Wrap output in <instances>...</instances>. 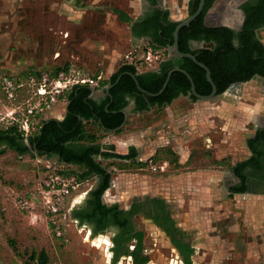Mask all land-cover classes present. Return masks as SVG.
I'll return each instance as SVG.
<instances>
[{"label":"rangeland","instance_id":"1","mask_svg":"<svg viewBox=\"0 0 264 264\" xmlns=\"http://www.w3.org/2000/svg\"><path fill=\"white\" fill-rule=\"evenodd\" d=\"M74 1L77 0H0V78L10 76L12 79H24L28 75L38 76L42 73L53 76L63 71L70 80L100 77L98 85L102 86L122 65V57L130 48L137 47L139 50L149 45L143 39L139 46H131L132 36L129 26L119 21L112 13V11H120L131 19L140 13L138 0H84L85 5H94L92 9H78L73 4ZM106 3L110 4L111 11L104 8ZM229 6L225 4L223 9L229 12L231 18H234V10ZM259 36L264 38V31H261ZM258 84V81L251 79L240 88L249 90L250 96H255L258 94L256 92ZM262 94L264 98V91ZM220 98H222L221 94L215 96L210 102H216ZM192 102L187 97L177 98L166 107L184 112ZM9 106V104L0 103V112L4 114ZM163 108L159 111L154 109V112L148 114L143 112L141 114L143 118L138 119L141 121L159 119L163 115ZM251 130V123L247 121L241 128L230 129V133H238V146H240V140L244 141ZM93 132L98 139L110 134L102 135L94 129ZM221 138L222 134L215 139L219 141ZM187 144L191 151V159L186 161L185 166L202 168V170L213 166L218 168V171H223L225 178L234 180L228 169L229 166L226 168L210 160L209 154H206L207 150L198 143L197 139L187 141ZM246 155L247 151L244 149L241 157L245 158ZM151 160L158 165L163 162L168 164L166 163L162 172L154 173L150 172L146 165L137 170V167L131 164L114 163V161L111 164V159L102 165L110 173L109 184L112 181L111 174L132 172L137 174L135 180L137 185H154L165 183L166 180L169 182L177 169L172 152L167 154L163 150L158 156L154 155ZM46 165L54 166L58 173L63 175L78 172L77 167L58 165L51 158L17 156L6 149L0 153V264H27L31 253L37 255L40 252L44 255L43 264H110L108 253L110 232L105 235H96L94 238L86 227L78 226L74 220H71L65 228L64 239H56L49 232L38 205H34L29 212H24L18 207L17 202L20 198L29 193H37L42 169ZM92 181L93 179H89L88 185L79 186L71 194V200L75 201L72 207L79 205L84 199L85 195H81V191L88 187L92 189L95 185L91 183ZM221 191L225 190L218 189L217 195L220 198L223 194ZM104 192L101 201L109 206L111 203L104 200ZM244 195H235L233 199L237 201L244 198L259 199L264 202V197H245ZM143 196L145 195L135 197ZM156 197L166 199L163 196ZM227 197L225 196L224 199ZM228 199H231V196ZM171 210V217L176 227L186 232L190 243L200 228L206 234L226 237L230 240L240 235L237 228L239 223L242 225L241 229L248 233L245 237L256 236L253 243L264 247L262 240L257 243V237L264 232V221L259 227L260 232L255 235L252 227L247 223V218H241L240 213H232L237 210L233 207L232 210L228 206L202 209L201 211L207 214L203 213L200 217L203 224H195L199 216L195 215L196 209L193 207L182 209L178 215L173 209ZM180 212L192 221L179 226ZM134 223L135 227L145 234L144 248L150 253L149 264H165L167 259L168 263L176 262L173 250L160 233L142 219H135ZM99 238L106 240L107 244L99 241ZM239 241L238 238L237 243L241 246ZM231 243H236L235 238L231 240ZM228 262L231 263V259H228ZM114 264L131 263L127 258H119Z\"/></svg>","mask_w":264,"mask_h":264},{"label":"trees","instance_id":"2","mask_svg":"<svg viewBox=\"0 0 264 264\" xmlns=\"http://www.w3.org/2000/svg\"><path fill=\"white\" fill-rule=\"evenodd\" d=\"M199 0H191L189 3L188 15H191L198 5ZM212 0H204L203 7L198 14L186 27H182L177 34V48L180 53H186L194 56L196 62L202 64L209 71L210 80L216 86V95L222 94L231 84L245 83L254 78L255 75L261 80L264 87V48L258 37L249 30L246 25L248 21L256 19L264 11V0H257L256 4L242 8L245 14L243 26L242 42L233 46L230 42V34H233L228 28L220 27L208 29L203 25V16L208 10ZM116 18L125 23H129L125 15L120 11H113ZM149 25L154 35L141 32L138 29L139 23L131 26L133 37H147L151 47L156 49H164L172 43V33L177 25V21H170L168 12L154 10L153 13L142 22ZM198 26V32L189 38L197 41L202 40L206 43L205 48L196 51H189L186 45L188 31L191 27ZM205 33L206 35L202 36ZM207 33L214 36H207ZM257 38V39H256ZM190 62V61H188ZM169 61L161 62V69L158 71H148L137 73L132 67L121 65L110 75L105 84H114L118 75L129 73L134 76L140 89L149 94H155L161 88L167 72L172 68ZM191 66L198 73V81L202 84L205 91L196 93L201 96H207L210 93V86L205 80L202 69ZM179 70L184 71L192 82L196 83V77L185 67ZM148 76L149 80H145ZM173 83H179V89L170 93ZM118 92H128L135 95V108L133 112L141 113L149 109L159 111L163 107L168 106L178 93L182 95L189 94V82L181 73L174 72L170 75L169 80L162 93L154 98L145 97L138 93L135 85L130 77L122 75L118 82L109 90V95L113 97ZM89 95L86 89H79L77 86L71 87L67 94L66 100L69 102L67 111L61 121L46 120L41 121V125L36 134L31 137L22 138L17 132L15 126H9L0 130V153L3 149L12 151L17 156L28 155L30 157L53 158L58 165H71L78 168V172H70L62 174L63 176H73L76 182H82L89 178H95V186L89 190L81 203L70 209L68 215L74 220L78 226H85L89 229L91 237L102 234L105 230H111V252L113 258L111 264L116 263L119 257H130L132 264H145L146 259L140 258L141 253V234L135 233L130 235L132 230L127 218L138 212L139 205L133 204L129 211L118 209L116 204L105 205L101 201L103 192L109 185V174L104 167L97 162L100 160H131V164L135 167L145 165L144 162H136L135 151L130 148L126 155H117L111 153L108 146L100 147L97 143L98 137L93 132L100 130H113L122 123V114L119 112L123 109L127 102L121 98L109 103V98L105 97L99 106L94 105L91 101H85ZM191 101L196 99L189 95ZM90 127V128H88ZM93 128V129H92ZM105 132V131H104ZM119 131L115 132L118 133ZM103 149V151H101ZM252 152V149H251ZM169 154V151H166ZM260 153L255 151L247 159L233 166L232 171L235 177L243 185L245 176L241 174L242 169H260ZM245 191L244 187L240 191ZM148 207L153 210L151 216L152 222L159 225V214L166 220H169L167 212L164 210L162 202L158 199H150ZM159 211L157 214L156 211ZM149 218V217H147ZM161 226V225H160ZM163 228V227H162ZM134 240L135 244L132 250H127L128 243ZM171 242L176 247H183L184 253H180L183 261L187 264L188 257L192 250L188 244L175 241L171 237ZM44 255L42 252L37 255L31 253L28 257L27 264H43Z\"/></svg>","mask_w":264,"mask_h":264},{"label":"crops","instance_id":"3","mask_svg":"<svg viewBox=\"0 0 264 264\" xmlns=\"http://www.w3.org/2000/svg\"><path fill=\"white\" fill-rule=\"evenodd\" d=\"M138 1L141 6L143 0ZM190 1L159 0L158 7L162 11L168 12L169 20L174 22L182 20ZM220 9L221 11L224 10L219 4L216 12L218 13ZM139 15L140 13L131 19H140L141 17ZM132 37L130 38L131 46H139L143 39ZM259 40L264 46V38L259 36ZM252 80L258 81L257 79ZM245 83L231 86L221 94L222 98L216 102H210L211 100L193 101L184 112L168 107L163 108L162 117L150 121L139 120L138 118H143L141 115L143 112H133L132 105L129 104L126 107V111L129 113L127 123L122 127V130H119L118 133H110L104 132L101 129L100 133L102 135L106 133L110 134L100 137L97 143L100 147H110V152L117 155H126L128 149L132 148L136 153L135 160L141 159L142 161L153 158L154 155L158 156L163 150L165 152L170 150L173 154V159H175L177 169L172 174V179H169V182L166 180L165 183L148 184L147 186L137 185L135 183L137 174L133 172L111 174L112 181L104 192V200L111 204L116 203L119 208L126 209L131 200L137 195L163 196L166 198L165 201L168 203L169 208L173 209L177 215L179 211L187 207L196 209L195 215L199 217L196 216L198 221H195V224H201L203 222L200 217H202L201 215L203 213H206L202 212V209L228 206L232 210L233 207L237 210H234L232 213L238 211L242 215L244 214L245 216L243 218H247V223L252 227L254 234H258L260 232L259 227L263 224L262 221H264L263 201L245 198L240 201L234 200L233 197L235 195L231 196L227 190L229 178H225L224 172L218 171V168L211 166L202 170V168L195 169L194 167L185 166L186 161L191 159V151L188 148L189 144H187V141L191 142V140L196 139L207 150L206 154H209L210 160L226 168L229 166V171H232L234 165L243 161L244 158L241 157V152L244 150L243 141L240 140L241 144L238 146V133H230V129L241 128L247 121L251 123L252 128L264 126V98L262 96L264 88L259 83L256 89L258 94L250 96L249 90L240 88ZM105 87L106 84L93 86L94 93L92 95L101 100L105 97L103 92ZM67 92L62 95L59 104L49 111L44 121L55 120L59 122L63 119L69 103L66 100ZM154 111L152 108L145 113L148 114ZM221 134L222 138L216 141ZM166 147L168 149H164ZM106 161L108 160L97 159V162L102 167V164ZM112 161L114 163L131 164V160L118 161L111 159V164ZM63 166L68 167L71 165ZM142 166L144 165L138 166L137 170ZM105 170L107 171L106 168ZM111 170H113L112 167ZM89 179H93L91 183L96 184L95 178ZM89 179L79 182L78 185H88L87 182ZM133 180L134 183H132ZM218 189L219 191L225 190L221 191L223 192L221 198L217 195ZM89 190L91 188L89 189L88 187L80 193L81 195H86ZM225 196H231V199H228V197L224 199ZM244 196L250 197L252 195L245 194ZM70 197L65 206L67 212L66 223L72 220L68 213L75 204V201L71 200ZM258 197L262 196L258 195ZM180 214L178 219L179 226H183L192 221V219L190 221V218L187 219L184 213L180 212ZM247 234L243 231L241 235L234 237L236 243L233 244L231 240L234 238L229 240L226 237L223 238L213 234H206L200 228L190 243L195 249L196 258L194 264H264V253L262 254L264 247L253 243V239L256 236L248 238L245 237ZM238 238L241 246L237 243ZM260 240L263 241L264 245V232L260 237H257V243ZM228 259H231L232 262L229 263Z\"/></svg>","mask_w":264,"mask_h":264},{"label":"flooded vegetation","instance_id":"4","mask_svg":"<svg viewBox=\"0 0 264 264\" xmlns=\"http://www.w3.org/2000/svg\"><path fill=\"white\" fill-rule=\"evenodd\" d=\"M158 1L159 0H143L142 1V4L140 6L141 10H140V15L139 17H141L140 19H130L129 23H127V25L129 26V32L132 35V32H131V26L135 23H139V27L138 29L141 30V32H145V33H148L149 35H154V32L153 30L150 28L149 25H146L144 23H142L148 16L149 14L153 13L154 10H158V11H162L159 7H158ZM220 1V0H219ZM217 2V0H212L211 1V4L209 6L208 9H210L211 7H213V5ZM233 6L235 7L234 9V18H229L227 19V17H223L222 21H225V22H228L227 23V26L226 28H228L233 34H230V42L232 43L233 46H236L239 42H242V37H243V33H242V30H243V26H244V21H245V14H244V10L242 8L243 5H246L247 7H251L253 5L256 4L257 0H233ZM190 3V2H189ZM73 4L78 7V9H83V8H89V9H92L94 8V5H85L84 4V0H77V1H74ZM109 5L108 3H106L104 5V8L111 11V9L109 8ZM97 6H101V5H97ZM103 7V6H102ZM103 8V10H104ZM189 4L187 5V9H186V12L184 14V16L182 17V19L184 18H187L189 17L190 15H188V12H189ZM239 12L242 14V17L240 16ZM113 13V11H112ZM193 14V13H192ZM205 15V14H204ZM116 16V15H115ZM216 15H213L212 17V20L210 21H205L203 19V25L208 28V29H214V28H220V27H207L206 24L208 25H212L213 24V19L215 18ZM204 17V16H203ZM132 22V23H131ZM131 23V24H130ZM190 23V22H189ZM188 26V25H187ZM247 27H249V30L252 31L254 33V36L255 37H258L259 38V34L261 31H264V11L262 12V14L257 17L256 19H253L251 21H248V24L246 25ZM186 27V26H185ZM196 32H198V26H195V27H191V29L188 31V37L186 38L187 41H186V45H187V48L189 51H196V50H200L201 48H205L206 46V43H204L202 40H195V39H191L189 38L191 35L195 34ZM173 34V33H172ZM206 35L205 33L202 34V36ZM207 36H214L213 34H210V33H207ZM135 38V37H134ZM141 39H145L148 43V38L147 37H140ZM257 39V38H256ZM173 41V40H172ZM260 41V40H259ZM261 42V41H260ZM172 44V43H171ZM262 44V43H261ZM178 46V45H177ZM263 46V45H262ZM264 48V46H263ZM178 50V48H177ZM179 52V51H178ZM183 54H186V53H183ZM194 57V56H193ZM163 61H169L170 64L169 66H171L172 68L169 70H174V69H177L179 70V66L180 67H185L186 69H188L195 77H196V83L195 82H192L191 80V83H192V86H193V89H194V92L196 93L197 91L199 92H203L205 91L203 89V86L202 84L198 81V73L196 72V70L193 68V66H191L190 64V60L187 59V58H180V57H177L175 54L169 52V51H166V54H165V57L163 58ZM190 61V62H188ZM194 66H197L195 65L193 62H191ZM161 63H159L156 67H154V69L152 70H149V71H158L160 70L162 67L160 65ZM200 64V63H199ZM198 67V66H197ZM199 68V67H198ZM206 68V67H205ZM201 69V68H200ZM168 71V72H169ZM182 71V70H181ZM144 72H148V71H144ZM167 72V73H168ZM174 72H178V71H173L172 73ZM184 72V71H183ZM204 72V71H203ZM209 72V71H208ZM137 73H143V72H137ZM171 73V74H172ZM180 73V72H178ZM170 74V75H171ZM122 75H127L128 77H130L129 73L125 72V73H122ZM122 75H118L114 81V84L115 85L118 80L120 79V77ZM167 75V74H166ZM183 75V74H182ZM184 76V75H183ZM204 76H205V73H204ZM170 77V76H169ZM210 77V75H209ZM131 78V77H130ZM186 78V77H185ZM253 79H257L258 82L260 83V85L262 86L261 84V80L259 79V77L257 75L254 76ZM145 80H149V77L146 76L145 77ZM169 80V79H168ZM206 80V79H205ZM133 81V80H132ZM136 81V80H135ZM188 81V80H187ZM250 81V80H249ZM168 82V81H167ZM189 82V81H188ZM207 82V81H206ZM248 82V81H247ZM137 83V82H136ZM167 84V83H166ZM233 84H241V83H233ZM231 84V86L233 85ZM113 85L111 84H106V87L107 86H110V88L108 89L107 92H109V90L113 87ZM77 88L79 89H86L89 91V95L86 97L85 101H91L94 103V105H97L99 106L101 101L105 98V97H108L109 98V103H112L114 102V100L116 99H119L121 98L123 101H126L127 102V105L123 108V109H126V107L131 104L132 105V108H135V98L136 96L135 95H132L128 92H118V94L114 95L113 97H111L108 93V95L105 94V91L103 90L104 94H105V97L102 98L101 100L97 99L96 97H94V95L91 94L89 88H92L88 85H76ZM166 86V85H165ZM179 83H173L172 87H171V90H170V93L174 92V91H177L179 89ZM210 86V85H209ZM215 87V90H216V86L213 85ZM230 86V87H231ZM229 87V88H230ZM263 87V86H262ZM165 88V87H164ZM264 88V87H263ZM93 89V88H92ZM94 90V89H93ZM160 90V89H159ZM164 90V89H163ZM162 90V91H163ZM210 92H211V87H210ZM139 93V92H138ZM162 93V92H161ZM160 93V94H161ZM141 94V93H139ZM156 94V93H155ZM159 94V95H160ZM197 94V93H196ZM210 94V93H209ZM143 95V94H141ZM189 95H191V92H190V83H189V94L188 95H182L181 93H178L177 96L173 99H177V98H185L187 97L189 100ZM198 95V94H197ZM145 96V95H143ZM201 96V95H200ZM215 96H217L215 94ZM147 97V96H145ZM151 98V97H150ZM154 98V97H152ZM172 100V101H173ZM197 100V99H196ZM122 110V109H121ZM121 110L119 111L121 113ZM142 113V112H141ZM122 114V113H121ZM127 114L129 115V113L127 112ZM128 115H127V118H126V121H125V124L127 123V119H128ZM122 117L124 119V116L122 114ZM122 119V121H123ZM104 130V129H103ZM105 132H107V130H104ZM243 146H244V149L247 151V156L243 159H247L248 157H250L252 155V152L255 151L256 154L257 153H260V164H261V168L260 169H250V168H244L242 169L241 171V174L245 176V182L244 184L242 185L239 180L235 177L233 171L230 170L231 174H232V178H234V180H231L229 179L228 180V192L229 194L232 196V195H252V196H262L264 197V126H261V127H256V128H252L251 131H249V134L246 135L245 137V140L243 141ZM251 149H252V152H251ZM238 164V163H237ZM244 187L246 190L245 191H240L241 188ZM158 199L162 202L163 206H164V210L168 213L167 216L169 218V220H166L164 219L160 214H159V217H157L159 219V225H155L153 222H152V218L151 216H154L153 215V210H151L149 207H148V201L150 199ZM114 204V203H113ZM116 204V203H115ZM133 204H138L140 207H139V210L138 212H136L135 214H133L132 216H130L128 219L129 221V224H130V227H131V231H130V235H133L135 233H140L141 234V253H140V258H145L146 259V262L145 264H149L150 262V253H149V250H147L146 248H144V232L142 230H138L136 227H135V223H134V220L135 219H142L144 221H146L148 224H150L158 233H160L163 238L166 239V241L168 242L170 248L173 250V254H175V259H176V262L174 261L173 264H186L182 257H181V254L180 253H184L185 251H183V247H176L174 244H172L171 242V237L175 240V241H180V242H183L184 244H188V246L190 247V249L192 250V253L191 255L188 257V263L187 264H194V260H195V249L191 246L190 242H189V237L187 236L186 232H184L183 230H179L176 225H175V221L173 220V218L171 217V209L169 208L168 206V203L164 200V199H161V198H158L156 196H148V195H145L143 197H134L130 204L128 205V207L126 209H123V208H119L120 210H123V211H129V209L131 208V206ZM112 205V204H111ZM156 213L158 214L159 211L157 210ZM237 214H239V212L237 211L236 212ZM241 214V213H240ZM241 218L244 217L242 214L240 215ZM149 217V218H147ZM239 219V217L237 218ZM161 225V226H160ZM85 227V226H84ZM163 227V228H162ZM238 231L240 232V235L241 233L243 232V230L241 229V226L240 224L238 223ZM89 230V229H88ZM111 233V230H105L102 234H98V235H105V234H108V233ZM91 235V234H90ZM96 236V235H95ZM95 236H93L95 238ZM109 238V242H110V247L108 249V253L110 254V264H111V260L113 258V253L111 252L110 248L112 247L111 245V234L108 236ZM93 239V238H92ZM135 244V241L134 240H131L128 245H127V250H132L133 246ZM119 258H127L129 259L130 263H131V259L130 257H124V256H121ZM118 258V259H119ZM168 260V259H167ZM166 260L165 264H171L170 262L168 263V261ZM171 261V260H170ZM132 264V263H131Z\"/></svg>","mask_w":264,"mask_h":264},{"label":"built area","instance_id":"5","mask_svg":"<svg viewBox=\"0 0 264 264\" xmlns=\"http://www.w3.org/2000/svg\"><path fill=\"white\" fill-rule=\"evenodd\" d=\"M166 51L150 45L130 48L122 57V65L132 67L136 72L154 69L163 61ZM140 69V71H139ZM100 77L94 79H74L60 71L56 75H28L24 79H12L10 76L0 78V103L9 104L7 110L0 112V130L15 126L22 138L37 133L41 121L46 119L49 111L59 104L62 95L76 85L96 86ZM150 172H162L166 163H153L151 158L142 161ZM73 176L60 175L54 166L46 165L42 169L37 193H29L17 202L18 207L29 212L34 205L40 207L47 228L56 239H64L67 226L65 206L72 192L78 188Z\"/></svg>","mask_w":264,"mask_h":264},{"label":"water","instance_id":"6","mask_svg":"<svg viewBox=\"0 0 264 264\" xmlns=\"http://www.w3.org/2000/svg\"><path fill=\"white\" fill-rule=\"evenodd\" d=\"M203 2L204 0H199L198 1V5L196 7V10L193 12V14H191L189 17L187 18H184L182 20H179L177 21V25L176 27L174 28L173 30V34H172V44L170 46L167 47V51L175 54L177 57H180V58H187L189 59L191 62H193L195 65H197L199 68H201L204 73H205V79L207 81V83L210 85L211 87V92L209 95L207 96H200V95H197L195 92H194V89H193V86H192V83H191V80L189 78V76L181 71V70H177V69H174V70H171L167 73L166 77H165V80L160 88V90L156 93V94H149V93H146L145 91H143L142 89H140L135 81V78L134 76L132 75H129L131 77V79L133 80V83L135 85V88L136 90L147 96V97H156L158 96L162 90L164 89L168 79H169V76L170 74L173 72V71H178L180 72L181 74H183L186 79L189 81L190 83V92H191V95L197 99V100H201V101H210L212 100L214 97H215V94H216V90H215V87L213 86L211 80H210V77H209V72L208 70L202 65V64H199L198 62H196L195 58L189 54H183V53H180L178 52L177 50V34H178V31L182 28V27H185L189 24V22H191L196 16H198V14L200 13L202 7H203ZM221 4L222 8H224L225 4L227 5H230L229 7L232 8L233 10L235 9V7L233 6V2L232 0H217V2L213 5V7H211L210 9H208L203 17V19L207 22V21H210L212 20V17L213 15H216L215 18L213 19V24L212 25H208L206 24L207 27H226L227 26V23H223L222 22V18L223 17H227V19L230 18V14L228 11H224L221 9L219 10V12L217 13L216 10H217V4ZM240 16L242 17V14L239 12ZM232 86H237V84H233ZM110 88V86H107L105 87L104 91H105V94L108 95V89ZM91 94L94 93V90L92 88H89ZM66 110V109H65ZM121 113L123 114L124 116V119L122 121V123L115 129L113 130H107V132H110V133H115L117 131H119L124 125H125V121H126V118H127V111L126 109H122L121 110Z\"/></svg>","mask_w":264,"mask_h":264},{"label":"bare ground","instance_id":"7","mask_svg":"<svg viewBox=\"0 0 264 264\" xmlns=\"http://www.w3.org/2000/svg\"><path fill=\"white\" fill-rule=\"evenodd\" d=\"M233 1V0H232ZM223 19V18H222ZM223 23H228V22H225V21H222ZM99 241H101L102 243H104V244H107V241L106 240H104V239H102V238H99L98 239Z\"/></svg>","mask_w":264,"mask_h":264}]
</instances>
